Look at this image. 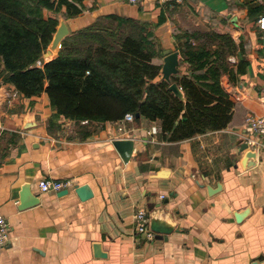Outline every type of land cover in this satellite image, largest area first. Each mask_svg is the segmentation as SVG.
<instances>
[{
	"label": "crops",
	"instance_id": "crops-1",
	"mask_svg": "<svg viewBox=\"0 0 264 264\" xmlns=\"http://www.w3.org/2000/svg\"><path fill=\"white\" fill-rule=\"evenodd\" d=\"M84 1V12L59 19L67 34L108 14L131 18L152 27L161 51L153 63L162 67L165 50L179 52L178 73L188 71L179 40L230 34L237 44L228 57L233 68L246 61L235 80L221 76L235 101L232 119L221 129L168 140L160 119L136 116L122 132L119 120L84 122L57 113L46 91L10 96L13 85L0 84V213L10 227L0 264H264V137L245 124L264 111L258 21L264 0ZM49 46L56 54L61 41ZM116 138L134 140L127 162ZM248 151L253 157L245 161ZM44 178L74 185L41 193ZM77 187L87 198H79ZM138 209L165 233L153 231L152 240L136 234Z\"/></svg>",
	"mask_w": 264,
	"mask_h": 264
},
{
	"label": "trees",
	"instance_id": "trees-1",
	"mask_svg": "<svg viewBox=\"0 0 264 264\" xmlns=\"http://www.w3.org/2000/svg\"><path fill=\"white\" fill-rule=\"evenodd\" d=\"M86 8L84 0H0V66L5 81L20 95L46 91L57 113L76 121H115L127 112L134 119L136 114L160 119L161 133L168 140L228 126L235 101L221 76L227 74L233 81L246 65L240 59L235 69L229 61L237 48L230 34H192L194 43L191 35L179 40L188 71L171 75L170 81L156 79L161 65L152 58L160 49L152 27L115 14L66 35L57 54L43 59L58 14L70 18ZM112 21L115 30L108 24ZM125 24L135 30L117 29ZM38 58L41 65H36ZM171 82L183 98L169 89Z\"/></svg>",
	"mask_w": 264,
	"mask_h": 264
},
{
	"label": "built area",
	"instance_id": "built-area-1",
	"mask_svg": "<svg viewBox=\"0 0 264 264\" xmlns=\"http://www.w3.org/2000/svg\"><path fill=\"white\" fill-rule=\"evenodd\" d=\"M129 3L137 4L143 0H126ZM179 0H155V2L159 4L175 2ZM259 26L264 29V17L259 18ZM56 55V54H55ZM54 55V56H55ZM46 52L43 53L42 58L45 59ZM50 56V55H49ZM53 56V57H54ZM51 57V58H53ZM46 60V59H45ZM42 59L38 58L36 60V65H41ZM10 96L18 95V91L14 90ZM264 98V95H263ZM134 120V115L131 112H127L121 119H119L118 129L120 131H126V124L130 123ZM87 120H84L86 122ZM246 126L251 130L252 134L260 135L264 137V111L259 114H250L245 118ZM157 128L154 126L152 127V131L156 132ZM246 141L251 144L253 141L252 137L247 136ZM73 182L71 180H51V179H41L38 183L39 192L45 193L49 191H62L73 188ZM134 228L135 232L138 235L144 236L147 240H152L154 238V232L150 227V218L144 209H138L134 214ZM9 231L10 227L7 222L6 217L0 213V253L6 247L8 240H9Z\"/></svg>",
	"mask_w": 264,
	"mask_h": 264
},
{
	"label": "water",
	"instance_id": "water-1",
	"mask_svg": "<svg viewBox=\"0 0 264 264\" xmlns=\"http://www.w3.org/2000/svg\"><path fill=\"white\" fill-rule=\"evenodd\" d=\"M67 33H68V29H67L65 23L60 22V24L56 28V31L54 33V37L52 39V47L55 46L56 44H58L61 41V39L67 35ZM163 53H164V57H163V64L161 67L162 79L170 81L171 75L178 73L179 52L177 50L176 51L165 50ZM46 55H50V50L46 51ZM169 89L178 97L183 98L182 91L180 90V88L178 87V85L175 82L170 83ZM136 116H139V114H136ZM113 144L116 147V149L118 150V152L120 153L122 160L124 162H127L131 157V153H132V150L134 147L133 138H116L113 141ZM247 146H248V143H244V147L246 148ZM250 157H253V152L248 151L245 161ZM62 192H66V190L60 191V193H62ZM75 192L77 193V195L79 196L80 199L84 200L85 198H87V196L84 195V191H83L82 187H77L75 189ZM36 203H37L36 200L23 202L21 204V206H19V209L28 208V207L36 204ZM150 227H151L152 231L165 233V231H163V230H158L155 227H152L151 222H150Z\"/></svg>",
	"mask_w": 264,
	"mask_h": 264
},
{
	"label": "rangeland",
	"instance_id": "rangeland-1",
	"mask_svg": "<svg viewBox=\"0 0 264 264\" xmlns=\"http://www.w3.org/2000/svg\"><path fill=\"white\" fill-rule=\"evenodd\" d=\"M61 17H63V18H65L63 15L62 16H58V22H57V24H56V26H55V31H56V28L58 27V25L60 24L59 23V19L61 18ZM102 23V24H101ZM99 25L100 26H104L105 24H103V22H101ZM108 24H111L113 27H114V29L113 30H115V28L117 27L116 26V23H115V21H112V22H108ZM117 29H119V31H123V32H125V33H130V32H132L133 30H135V28L132 26V25H123V26H121L120 28H117ZM55 31L53 32V34H52V37H53V35H54V33H55ZM68 35V34H67ZM64 38V37H63ZM62 38V39H63ZM110 39V41H112L113 40V37H110L109 38ZM191 43H194V40H191ZM50 45V44H49ZM48 48H50V46H48L47 47V49ZM46 49V50H47ZM160 48H158V50H159ZM46 52V51H45ZM45 52H43V53H45ZM57 54V53H56ZM160 54H161V51H159V53H158V55L160 56ZM43 55V54H42ZM55 54H51L50 56L49 55H47L46 57H45V59H50L51 57H53ZM157 55V56H158ZM154 57H156V56H154ZM153 57V58H154ZM158 58V60L160 61V57H157ZM1 63V62H0ZM0 84H5V83H7L6 81H5V78H4V73L2 72V67L0 66ZM0 135H3V132L1 131V129H0Z\"/></svg>",
	"mask_w": 264,
	"mask_h": 264
}]
</instances>
